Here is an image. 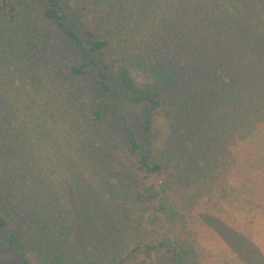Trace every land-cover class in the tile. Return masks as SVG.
I'll return each instance as SVG.
<instances>
[{
    "label": "trees",
    "instance_id": "1",
    "mask_svg": "<svg viewBox=\"0 0 264 264\" xmlns=\"http://www.w3.org/2000/svg\"><path fill=\"white\" fill-rule=\"evenodd\" d=\"M71 1L0 0L1 249L14 254L10 264H124L130 257H148L153 250L166 254L169 264H198L203 249L193 234L191 239L190 233H174L175 219L185 211L191 228L199 192L210 195L217 183L228 184L230 169L239 165L234 148L240 143L258 142L259 158L242 173L238 199L249 206V195L260 197L261 186L249 182V177L256 170L264 172V141L257 138L259 126H264V55L256 61L259 71L253 67L245 71V64L252 65L247 59L240 71L228 68L229 82L218 87L210 73L200 78L198 64L190 65L186 73L167 55L156 62L149 49L142 54L138 45L131 49L134 27L126 25L130 7L126 0H87L82 7H71ZM134 1L144 12L152 5L149 0ZM238 1L241 5L230 16L235 15L233 30L239 38L240 33L249 34L255 23L245 21L249 0ZM99 4H106L113 19L102 26L100 36L92 37L85 15ZM119 17L121 23H116ZM55 30L66 44L52 38ZM259 41L264 43V34L258 32L238 47L256 52ZM69 50L78 56L63 72L72 83L56 67ZM111 51L115 57L109 65L103 57ZM126 57L132 59L131 67L120 61ZM134 63L155 72L160 88L140 91L130 74ZM84 79L85 87L79 83ZM162 89L172 96L176 110L164 156L171 149L180 167L168 174L171 180L157 194L136 191L138 200L157 202L154 219L161 223L163 234L151 241L155 244L138 243L124 255L123 242L137 222L134 203L140 201L112 180L129 178L133 172H161L162 164L152 162L143 142L152 129L151 113L160 107ZM43 101L59 114L64 126L48 117ZM121 102L142 106V117L128 118ZM225 107L232 115L223 112ZM110 110L118 116L114 124L106 122ZM69 185L75 193L76 216L68 206ZM192 188L197 192L191 193ZM225 219L231 216L219 212L206 223L230 241L245 263H264L260 251L264 246L253 245L248 233L236 231ZM79 229L85 248L73 241Z\"/></svg>",
    "mask_w": 264,
    "mask_h": 264
},
{
    "label": "rangeland",
    "instance_id": "2",
    "mask_svg": "<svg viewBox=\"0 0 264 264\" xmlns=\"http://www.w3.org/2000/svg\"><path fill=\"white\" fill-rule=\"evenodd\" d=\"M74 1L75 3H73V0L71 1V7H74V5L82 7L87 0ZM149 2L152 5L147 12L142 10L143 8L140 6L139 1L126 0L125 2L127 6L130 5L126 11V14L129 15V23L126 25L134 27V35L130 43L131 49L138 45L137 52L141 54L144 53L145 48L149 49V52L152 53V60L156 62L162 55H167L173 62L178 61L175 65L183 72L186 71V73L189 71L190 65L193 63L198 64L200 70L197 71V74H201L200 78L204 79V74L210 73L215 82L218 83V87L221 83L229 82L228 68L235 66L237 71H240L242 63L246 62L247 59H251L252 65L248 66L245 64V71H250L251 67L256 71L260 70L258 68L259 64L256 65V61L261 53L264 55V43L259 41L260 46L256 52H252V48L242 51L238 47V43L240 41L249 43V39L255 37L258 32L264 34V0H249L250 10L245 17V21H252L255 26L253 30H249V34L240 33L239 38L237 31L233 30L232 20L235 15L230 16L231 10H234L236 5L238 7L241 5L238 0H149ZM90 8L92 9H89L85 15L86 30L92 37H97L102 32V26L104 24L105 27L108 26L106 21L113 19V14L106 4H99V6H91ZM120 19L121 17L115 22L121 23ZM51 36L54 40L66 44L64 38L62 39V36L56 30L51 33ZM220 37L223 38L220 40ZM240 54H243L241 59L237 58ZM114 57L115 54L111 51L103 57V60H106L111 65L110 61ZM74 61H78V56L74 55L70 50L61 55L56 65L59 69V75L60 71L63 74L65 67ZM120 61L129 67H131L130 65L133 62L129 57L120 58ZM130 69L132 80L140 91L151 92L155 87L160 88V77L156 76L155 72L145 70L139 63H134ZM63 78L69 83L73 82V80L67 79L64 74ZM79 83L85 87L87 79L80 80ZM199 85V82L196 81L194 87ZM199 91L198 89L195 90L196 93ZM160 93L161 104L156 111L151 113L152 129L146 141L143 142V148L146 149L152 162L155 164L160 163L159 165L162 164L161 172L154 175L133 172L129 178H123L121 181L112 180L115 187L118 185V188L131 192L130 196L135 198L136 201L138 200L136 191L143 193L146 190L157 194L165 181L167 179L171 180V176H168V174H174L176 167L180 163L178 155L172 153L171 149L167 157L164 156L163 148L167 144L169 136L168 127L176 110L171 103V95H168L169 93L163 89ZM121 105L124 109V114L130 119L139 120L144 113L143 107L139 104L121 102ZM43 108L53 122H59L61 126H64L59 114L44 101ZM223 112L231 114V110L227 107L224 108ZM117 117V114L110 110L106 115V122L114 124L113 122L117 121ZM258 132L257 138L264 141V126H259ZM240 144V148L244 150L238 151L241 150L239 145L234 148V152L236 151L235 157L237 158L236 163L239 165L230 169L229 185L225 182L217 183L210 195H207L206 190L202 193L201 191L199 192L201 197L193 208L189 220L191 228H187L188 223L185 211H181L175 219L177 224L176 227H173L174 233L177 235H179V231L181 233H190L191 239L193 234L195 241L203 249L202 259L199 260L198 264H247L238 257L237 252L233 250L235 249L234 246L230 244L226 237L220 234L215 227L207 225V219L216 217L219 212L230 215L231 220L225 219L227 223L233 225L232 228L236 231L244 232L246 235L248 233L249 241L253 245L264 246V172L256 170L254 175L249 177V182L254 180L261 186L260 197L249 195V206L241 199H238L241 182L243 181L241 175L249 167V162L253 163L259 158L257 155L259 153V144L256 141ZM261 148H263L264 154V143ZM246 153L249 154V158L246 157ZM84 173L86 176L88 171H84ZM192 192L196 193V188H192ZM224 193L225 195L222 196ZM134 204L133 218L137 222L134 223V226L132 225V230L127 233V237L123 242L125 246L121 253H124V255L138 243L152 245L153 242L151 243V241L163 234V229H160L161 223L154 219L157 202L140 201ZM183 204L184 202L182 201L181 206ZM68 206L76 216L77 204L71 185L68 186ZM223 217L225 218V215ZM136 223L138 224L136 225ZM73 241L80 248L86 247L80 229L74 235ZM117 241L118 239L116 238L115 242ZM87 248L90 249L89 246ZM260 251L264 255V248ZM13 259L14 254L2 250L0 243V264H10ZM262 262L259 260L255 264H264ZM124 264H169V262L166 254H163L160 250H153L148 257H130V260H127Z\"/></svg>",
    "mask_w": 264,
    "mask_h": 264
}]
</instances>
